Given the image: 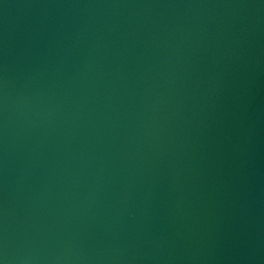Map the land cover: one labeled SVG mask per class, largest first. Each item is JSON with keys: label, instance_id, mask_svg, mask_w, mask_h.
<instances>
[{"label": "water", "instance_id": "1", "mask_svg": "<svg viewBox=\"0 0 264 264\" xmlns=\"http://www.w3.org/2000/svg\"><path fill=\"white\" fill-rule=\"evenodd\" d=\"M0 264H264V0H0Z\"/></svg>", "mask_w": 264, "mask_h": 264}]
</instances>
